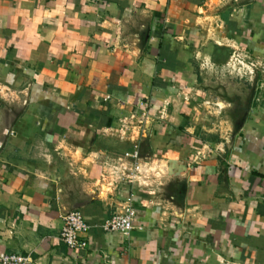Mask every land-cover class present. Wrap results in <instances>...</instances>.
I'll return each instance as SVG.
<instances>
[{
  "label": "crops",
  "instance_id": "obj_1",
  "mask_svg": "<svg viewBox=\"0 0 264 264\" xmlns=\"http://www.w3.org/2000/svg\"><path fill=\"white\" fill-rule=\"evenodd\" d=\"M238 52L264 59V0H0V253L264 264V76ZM127 198L132 229L102 230Z\"/></svg>",
  "mask_w": 264,
  "mask_h": 264
},
{
  "label": "built area",
  "instance_id": "obj_2",
  "mask_svg": "<svg viewBox=\"0 0 264 264\" xmlns=\"http://www.w3.org/2000/svg\"><path fill=\"white\" fill-rule=\"evenodd\" d=\"M236 57L242 58V60L236 59ZM250 60L249 55L243 52H238L234 54L229 62L231 61V70L234 69L233 65L235 62H239L241 68H245L246 71L243 72V75L252 73L251 68L254 66L251 62L246 64V61ZM261 87V85H260ZM125 157L135 158L136 152L132 154H126ZM104 166L111 169L115 173H119V178H122L124 181L134 183L136 167L130 170L126 168L125 160L117 159L112 163L105 162ZM106 175L105 171L101 173V180H104ZM127 198L126 200L118 203V206L115 207L114 212L109 218H107L101 225V229L106 232L112 233H128L133 226V220L135 217V209ZM88 225L85 222L84 217L78 210H70L63 214L62 216V227L59 232V240L64 244L68 249L74 250H85L88 246L87 241ZM0 264H32L31 260L27 257L22 256L21 254H6L0 253Z\"/></svg>",
  "mask_w": 264,
  "mask_h": 264
},
{
  "label": "rangeland",
  "instance_id": "obj_3",
  "mask_svg": "<svg viewBox=\"0 0 264 264\" xmlns=\"http://www.w3.org/2000/svg\"><path fill=\"white\" fill-rule=\"evenodd\" d=\"M238 54V53H237ZM250 60L246 61V64H249V62H251L254 66L251 68L252 73L247 75H243V72L246 71L245 68H241L239 62H235V65H233L234 67V71L235 74L239 77L245 76V78H249L250 81H256L257 79H261L264 76V59L263 60H259L256 58H253L251 56H249ZM236 59L238 60H242V58L240 57H236ZM231 61L229 62V69L231 70L230 66H231ZM247 76V77H246ZM238 78V77H237ZM264 78V77H263ZM243 79V78H241Z\"/></svg>",
  "mask_w": 264,
  "mask_h": 264
}]
</instances>
